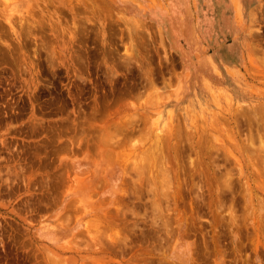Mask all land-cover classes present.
Listing matches in <instances>:
<instances>
[{"label":"rangeland","instance_id":"1","mask_svg":"<svg viewBox=\"0 0 264 264\" xmlns=\"http://www.w3.org/2000/svg\"><path fill=\"white\" fill-rule=\"evenodd\" d=\"M263 75L264 0H0V264H264Z\"/></svg>","mask_w":264,"mask_h":264},{"label":"bare ground","instance_id":"2","mask_svg":"<svg viewBox=\"0 0 264 264\" xmlns=\"http://www.w3.org/2000/svg\"><path fill=\"white\" fill-rule=\"evenodd\" d=\"M263 76H264V75H263ZM263 76H262V77H263ZM260 107H261V106H260ZM257 115H258V114H257ZM260 115H261V114H260ZM255 116H256V115H255ZM263 116H264V115H263ZM263 125H264V124H263ZM262 132H263V131H262ZM260 146H261V145H260ZM261 148H262V147H261ZM263 148H264V146H263ZM261 150H262V149H261Z\"/></svg>","mask_w":264,"mask_h":264}]
</instances>
